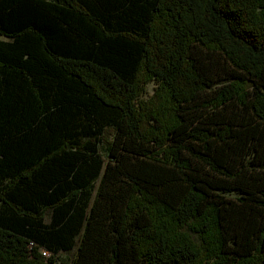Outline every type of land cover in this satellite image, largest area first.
<instances>
[{"label": "trees", "instance_id": "trees-1", "mask_svg": "<svg viewBox=\"0 0 264 264\" xmlns=\"http://www.w3.org/2000/svg\"><path fill=\"white\" fill-rule=\"evenodd\" d=\"M73 251L264 264V0H0V264Z\"/></svg>", "mask_w": 264, "mask_h": 264}, {"label": "rangeland", "instance_id": "rangeland-1", "mask_svg": "<svg viewBox=\"0 0 264 264\" xmlns=\"http://www.w3.org/2000/svg\"><path fill=\"white\" fill-rule=\"evenodd\" d=\"M197 55L200 57V60H202L206 64V66H208V73L211 74V76L214 77L217 81L221 80L222 82L225 80V78H228L232 75L233 70L224 62L222 56L216 54H208L206 53V51L202 50L197 52ZM155 87L156 85L154 83L148 86V89H146L147 93L144 94L145 99H148L153 95ZM74 252L75 251L59 255L60 263H71V260L73 259V256L75 254Z\"/></svg>", "mask_w": 264, "mask_h": 264}, {"label": "built area", "instance_id": "built-area-1", "mask_svg": "<svg viewBox=\"0 0 264 264\" xmlns=\"http://www.w3.org/2000/svg\"><path fill=\"white\" fill-rule=\"evenodd\" d=\"M44 255L47 256L48 254L46 252H44Z\"/></svg>", "mask_w": 264, "mask_h": 264}]
</instances>
